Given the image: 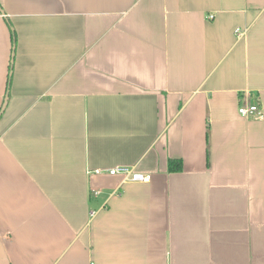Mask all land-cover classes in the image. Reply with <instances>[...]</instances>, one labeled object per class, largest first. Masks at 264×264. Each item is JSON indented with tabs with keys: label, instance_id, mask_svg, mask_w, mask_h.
<instances>
[{
	"label": "crops",
	"instance_id": "1",
	"mask_svg": "<svg viewBox=\"0 0 264 264\" xmlns=\"http://www.w3.org/2000/svg\"><path fill=\"white\" fill-rule=\"evenodd\" d=\"M5 102L0 264H264V0H0Z\"/></svg>",
	"mask_w": 264,
	"mask_h": 264
},
{
	"label": "built area",
	"instance_id": "2",
	"mask_svg": "<svg viewBox=\"0 0 264 264\" xmlns=\"http://www.w3.org/2000/svg\"><path fill=\"white\" fill-rule=\"evenodd\" d=\"M215 15H209L208 20H214ZM237 33L243 34L241 30ZM247 95V102L239 107V114L246 120H262L263 119V109L260 103L250 101V94ZM250 99V100H249ZM112 175H122L125 180L132 182H147L150 180L148 175L134 172L130 167H117L110 171Z\"/></svg>",
	"mask_w": 264,
	"mask_h": 264
},
{
	"label": "trees",
	"instance_id": "3",
	"mask_svg": "<svg viewBox=\"0 0 264 264\" xmlns=\"http://www.w3.org/2000/svg\"><path fill=\"white\" fill-rule=\"evenodd\" d=\"M170 172H181L183 170V163L181 160H170L169 161Z\"/></svg>",
	"mask_w": 264,
	"mask_h": 264
},
{
	"label": "water",
	"instance_id": "4",
	"mask_svg": "<svg viewBox=\"0 0 264 264\" xmlns=\"http://www.w3.org/2000/svg\"><path fill=\"white\" fill-rule=\"evenodd\" d=\"M6 103H7V102H5L3 108H2L1 111H0V117H1V115L4 113V111H5V109H6Z\"/></svg>",
	"mask_w": 264,
	"mask_h": 264
}]
</instances>
